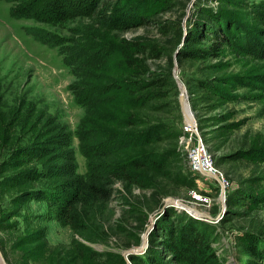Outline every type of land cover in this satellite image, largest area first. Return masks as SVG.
Instances as JSON below:
<instances>
[{
	"label": "rangeland",
	"instance_id": "rangeland-1",
	"mask_svg": "<svg viewBox=\"0 0 264 264\" xmlns=\"http://www.w3.org/2000/svg\"><path fill=\"white\" fill-rule=\"evenodd\" d=\"M83 1L60 0L66 17L45 25L13 19L12 5L0 0V264H77L74 249L104 256L89 264H135L129 250L145 240L144 253L186 218L208 226L222 264H264L246 248L253 240L264 245V59L227 47L216 58L178 56L185 40L199 35L191 21L201 9H224L251 37L262 28L256 15L221 0H121V16L135 13L159 27L104 29ZM33 29L57 48L34 39ZM135 41L157 45L160 58L137 53ZM167 77L172 85L153 90L159 95L145 103L149 90L140 88ZM199 80L213 89L196 88ZM179 82L190 90L198 134L229 184L223 203L216 176L189 171L179 143L186 118ZM149 129L157 140L140 146L136 137ZM116 139L121 144L112 151ZM159 151L169 157L164 169L127 167L129 175L118 177L117 167ZM87 170L107 197L86 194L64 225L56 216L63 185ZM33 190L39 193L26 195Z\"/></svg>",
	"mask_w": 264,
	"mask_h": 264
},
{
	"label": "trees",
	"instance_id": "trees-1",
	"mask_svg": "<svg viewBox=\"0 0 264 264\" xmlns=\"http://www.w3.org/2000/svg\"><path fill=\"white\" fill-rule=\"evenodd\" d=\"M6 3H10L12 7L9 9L10 16L16 20H33L39 24L53 25L60 21V19L66 17V11L63 9V4L60 0H2ZM112 1V3H111ZM222 2L235 5L236 3H244L249 10L252 11L262 28L259 32H255L256 37H251L248 34L250 29L244 26H238V21L233 16H227V12L224 9L219 8L218 15H212L208 12V9H201L196 13L195 20L191 21V25L199 33V35H190L185 41V52L180 53L178 56L186 58H216L219 56V52L224 48H235L247 51L261 59H264V0H221ZM84 7H87L93 23L104 29H112L117 25L124 27L125 29L140 28V27H155L157 22L155 20H149L148 18H138L135 13H125L121 16L117 9L122 4L121 0H84ZM120 17H124V20H119ZM206 18V19H204ZM211 21V23L206 22ZM121 23V24H120ZM159 27V25L157 26ZM165 29H167L165 27ZM34 39L43 45L50 48H57L53 45L51 40L47 38L44 32L33 29L30 33ZM206 43V44H205ZM53 45V46H52ZM131 47L139 54H147L148 58H160V51L158 46L152 42L135 41L131 44ZM171 80L169 77L150 80L145 83L140 89H147L143 98L147 97L145 103L153 99L154 95H159L153 90H157L162 86H170ZM196 88L211 91L212 86L204 80H199L195 84ZM188 95L190 101H192L190 90ZM140 102V101H138ZM80 105V104H78ZM196 121L197 117L195 116ZM198 128V126H197ZM148 130V129H147ZM144 131L143 134L138 135L136 139L140 140V146H145L156 141L158 135L151 131ZM1 131H4L0 128ZM112 147L115 149L121 144V139H116ZM2 148L0 142V149ZM102 153H106L101 149ZM102 155V154H101ZM85 159L86 156L82 155ZM106 156V154H103ZM169 163V157L165 156L162 151L158 152V156H140L135 157L127 162L125 165H121L116 168L118 177H126L129 174L126 172L127 167L142 168L149 171H159L167 167ZM0 164L3 165V161L0 159ZM195 177L198 175L193 174ZM75 180L72 182H66L63 185L66 192V199L59 207L56 214L58 221L64 225H68L70 221L75 219V213H77L78 205L86 200L85 195H89V200H103L106 196V192L102 185H98V176H93V170H87L85 176H75ZM203 178V177H201ZM29 193H39L36 191H30ZM227 196V194H226ZM252 197L249 198L251 201ZM88 200V201H89ZM60 202L57 199L56 204ZM239 202H237L238 205ZM59 205V204H58ZM165 212H168L166 209ZM169 217L173 216L169 215ZM185 223H175L171 228L167 227L161 232V240L154 242L144 253L132 254L129 258L135 264H222L218 261L215 250L212 248V243L209 236V228L206 225L198 223L195 219L186 218ZM63 220V221H62ZM204 223V222H203ZM246 248L252 254L253 257H257L260 260H264V245L260 246L256 240L252 243H246ZM71 252L73 254L72 259L77 264H89L96 260L104 258L102 254L96 252L83 251L81 249H74ZM70 258V257H69Z\"/></svg>",
	"mask_w": 264,
	"mask_h": 264
},
{
	"label": "built area",
	"instance_id": "built-area-1",
	"mask_svg": "<svg viewBox=\"0 0 264 264\" xmlns=\"http://www.w3.org/2000/svg\"><path fill=\"white\" fill-rule=\"evenodd\" d=\"M184 124L183 136L180 138L179 143L186 149L189 171L195 175L202 174L201 176L206 177V179L211 178L212 176H216L218 179L217 182L220 186V190L221 188H223L224 190L223 199L225 200V189L229 187V184L224 179L222 173L215 168L211 159V155L206 150V147L204 146L203 141L198 134L195 119H193L191 124L186 122ZM193 193L194 194H192V196L197 199L196 201L204 203L206 205L208 204L207 198L200 197L199 195L195 194V192ZM199 219H202L205 222H210L205 217H199ZM211 221L217 222L218 217L211 219Z\"/></svg>",
	"mask_w": 264,
	"mask_h": 264
},
{
	"label": "water",
	"instance_id": "water-1",
	"mask_svg": "<svg viewBox=\"0 0 264 264\" xmlns=\"http://www.w3.org/2000/svg\"><path fill=\"white\" fill-rule=\"evenodd\" d=\"M178 87H179V90H180L179 103H180V106H181L182 116L184 118L187 116V115H185L186 110H187L188 116L191 117V122H192L193 119H194V116H193V113L190 111L187 90H185L184 87H182L180 82L178 83ZM213 177H215V176H213ZM215 178L218 181L217 177H215ZM223 196H224V190H223V188H221L220 196H219L221 203L224 202ZM210 219H212V218H210ZM144 246H145V240L142 242L141 246L138 249L129 250L127 252V255L134 254L136 252L138 253V252L142 251L144 249Z\"/></svg>",
	"mask_w": 264,
	"mask_h": 264
},
{
	"label": "bare ground",
	"instance_id": "bare-ground-1",
	"mask_svg": "<svg viewBox=\"0 0 264 264\" xmlns=\"http://www.w3.org/2000/svg\"><path fill=\"white\" fill-rule=\"evenodd\" d=\"M185 115H187L186 118H185V122L191 124V123H192V122H191V117L188 116V112H187V110H186Z\"/></svg>",
	"mask_w": 264,
	"mask_h": 264
}]
</instances>
